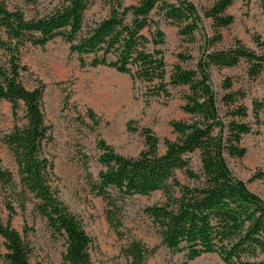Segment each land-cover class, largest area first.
I'll use <instances>...</instances> for the list:
<instances>
[{"label": "trees", "instance_id": "1", "mask_svg": "<svg viewBox=\"0 0 264 264\" xmlns=\"http://www.w3.org/2000/svg\"><path fill=\"white\" fill-rule=\"evenodd\" d=\"M14 1L0 0V99L10 104L14 119L9 130L0 131V147L7 149L15 167L14 172L4 167L0 157V202L7 211L5 222L0 217L3 260L7 264H32L27 241L11 225L17 209L24 212L32 204L49 232L64 238L63 264H93L92 239L52 186L53 163L43 151V144L52 140L41 110L43 86L28 89L20 80L25 68L20 62V47L26 43L43 46L60 37L71 52L90 56L87 65L127 74L133 83L152 88L154 95H167L169 85L187 88L181 108L191 119L171 122L175 138L164 140L163 152H159L157 137L148 128L142 130L144 148L134 157L117 154L103 141L98 142L97 160L103 169L93 180L91 191L104 201L109 226L120 234V204L126 196L160 191L163 200L146 206L143 212L154 224L160 244L169 251L182 253L185 262L214 253L226 264H264V259H258L264 256V200L234 176L225 161V155L242 157L246 152L241 137L252 125L248 108L237 103L245 95L234 90L231 77H226L219 102L227 108L221 115L209 74L211 66L236 68L244 63L249 80H264V53L236 40L227 48L205 50L195 68L173 64L167 76L159 47L164 33L151 14L159 9L164 19L178 24L179 33L192 39L199 15L190 1L136 0L125 5L122 0H104L107 15L91 25L84 22L91 0H60L49 12L31 18L20 7L11 8ZM233 2L214 0L204 10V17L217 31V37L208 40L209 46L220 38L219 29L233 22V16L226 13ZM260 2L264 4V0ZM177 58L185 61L190 57L179 53ZM20 107L24 118L21 125L16 122ZM251 107L257 122L264 111V97L252 100ZM86 116L97 123L92 110L88 109ZM194 152H198L200 162L197 171L190 167L187 157ZM176 171H181L185 182L177 178ZM155 250L132 238L120 252L126 264H147Z\"/></svg>", "mask_w": 264, "mask_h": 264}, {"label": "rangeland", "instance_id": "2", "mask_svg": "<svg viewBox=\"0 0 264 264\" xmlns=\"http://www.w3.org/2000/svg\"><path fill=\"white\" fill-rule=\"evenodd\" d=\"M59 1L16 0L9 6L20 7L25 16L31 18L49 12ZM122 1L125 5L136 3V0ZM187 1L196 6L199 15L192 39L179 33L178 24L164 19L159 9L151 14L152 20L164 33V42L159 47L166 63L167 76L173 64L195 68L205 50L227 48L236 40L257 53H264V4L261 0H234L226 9V13L233 16V22L219 29L220 38L210 46L207 42L217 37V31L203 12L214 0ZM107 12L108 5L104 0H91L84 22L91 25L105 17ZM153 29L154 25L151 31ZM179 53L190 58L179 61ZM19 57L25 67L20 72L23 85L28 89L43 86L41 110L52 136L50 142L43 144V151L53 163L52 186L62 204L81 219L92 239L90 254L93 264H126L120 250L132 238L156 248L147 258V264H226L214 253L185 262L182 253H172L160 244L154 224L143 212L146 206L163 200L160 191L147 195L134 194L123 199L119 214L120 234L106 221L104 201L91 191L93 180L103 169L97 160L100 154L98 142L103 141L117 154L134 157L144 148L142 130L148 128L157 137L159 152H163L164 140L175 138L171 122L191 119L181 108L187 88L169 85L167 95H154L152 88L138 81L133 83L127 74L101 65H87L90 56L80 57L71 52L69 44L60 37H54L43 46L26 43L20 47ZM245 67L244 63L236 68L211 66L210 85L218 102L223 92L221 84L226 77H231L234 90H241L245 95L237 103L248 108V120L252 125L251 131L241 137L240 143L246 152L242 157L225 155V161L232 174L241 178L251 191L264 200V111L260 112L257 122L251 116L252 100L264 97V80L261 77L249 80ZM9 106L7 101L0 99V131H7L14 124ZM226 108L218 103L221 115ZM88 109L93 111L97 123L86 116ZM23 119V108L20 107L16 122L21 125ZM0 157L3 166L14 172L12 157L4 146L0 147ZM187 157L190 167L199 170L198 152ZM176 176L181 182L186 181L181 171H176ZM0 217L4 222L7 220L2 202ZM11 225L27 241L32 264H63L64 238L49 232L44 221L33 211L32 204H28L24 212L17 209L11 218ZM3 252L0 237V255ZM258 259H264V256ZM0 264H7L2 256Z\"/></svg>", "mask_w": 264, "mask_h": 264}]
</instances>
